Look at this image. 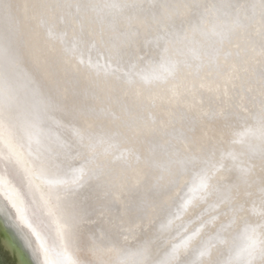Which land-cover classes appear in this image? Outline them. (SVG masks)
<instances>
[{
	"label": "bare ground",
	"instance_id": "1",
	"mask_svg": "<svg viewBox=\"0 0 264 264\" xmlns=\"http://www.w3.org/2000/svg\"><path fill=\"white\" fill-rule=\"evenodd\" d=\"M0 243L264 264V0H0Z\"/></svg>",
	"mask_w": 264,
	"mask_h": 264
},
{
	"label": "water",
	"instance_id": "2",
	"mask_svg": "<svg viewBox=\"0 0 264 264\" xmlns=\"http://www.w3.org/2000/svg\"><path fill=\"white\" fill-rule=\"evenodd\" d=\"M0 264H14L13 261H10V257L6 254L3 245L0 243Z\"/></svg>",
	"mask_w": 264,
	"mask_h": 264
},
{
	"label": "rangeland",
	"instance_id": "3",
	"mask_svg": "<svg viewBox=\"0 0 264 264\" xmlns=\"http://www.w3.org/2000/svg\"><path fill=\"white\" fill-rule=\"evenodd\" d=\"M209 213H210V212H209ZM208 216H209V215H206L205 217H208ZM205 217H204V218H205ZM224 220H225V219H224Z\"/></svg>",
	"mask_w": 264,
	"mask_h": 264
}]
</instances>
